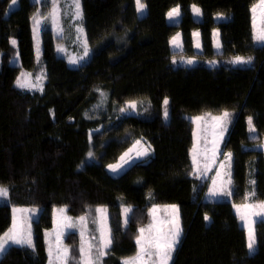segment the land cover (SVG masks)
I'll list each match as a JSON object with an SVG mask.
<instances>
[{"label":"trees","instance_id":"obj_1","mask_svg":"<svg viewBox=\"0 0 264 264\" xmlns=\"http://www.w3.org/2000/svg\"><path fill=\"white\" fill-rule=\"evenodd\" d=\"M241 1L142 0L141 15L135 0H81L88 59L71 67L56 51L71 39L57 38L47 25L42 31L46 81L42 92L32 93L21 90L17 80L23 70L38 68L33 17L51 2L43 0L40 7L18 0L11 11V0H0V186L8 190L0 202V235L11 228L12 207L40 209L33 222L34 247L11 245L0 264H47L45 234L53 227V208L65 207L77 218L94 216L97 206L108 207L113 238L100 264H123L139 252L138 230L150 223L157 205L180 208L183 235L171 264H264V225L256 224V251L250 254L246 228L230 203L204 201L207 183L196 177L191 158L194 124L188 117L227 110L231 129L221 159L248 149L246 192L254 188L250 199L264 201V151L251 148L264 139V45L246 48ZM193 5L201 8V21L195 20ZM177 6L181 19L170 23L168 12ZM221 14L226 19L216 21ZM215 29L221 33L220 53L214 49ZM195 30L201 35L200 54L194 49ZM177 33L182 52L171 48ZM17 55L20 64H11ZM237 56L252 62L233 66ZM180 57L200 63L176 65ZM213 61L218 66H208ZM130 102L139 106L138 114L122 113ZM137 140L150 146V157L113 177L107 166ZM125 207L131 208L126 226ZM67 244L68 264H77L79 235H70Z\"/></svg>","mask_w":264,"mask_h":264},{"label":"rangeland","instance_id":"obj_2","mask_svg":"<svg viewBox=\"0 0 264 264\" xmlns=\"http://www.w3.org/2000/svg\"><path fill=\"white\" fill-rule=\"evenodd\" d=\"M33 1L36 2L40 7H41V3L43 2V0H33ZM50 2H51V4L48 7H45L44 9H42L36 18V19L40 20V23L38 25L35 24V27H33L35 54H36V61L38 63V68L36 71H25V70H23L20 73L19 79H18V80H21L22 82L29 84V85H35V87L21 88L18 86L23 91L34 93V92H42L44 89V84L46 81V72H45V69H44V66L42 63V31H43V28L46 27L47 25L52 26V30L54 32V35L57 38H64L65 40H66V38L68 40L71 39V42L69 45L63 43V44L58 45L57 49H56L57 54L60 57H64L71 67H74V68L79 67L82 63H84L88 59L89 54H90V50L88 47L87 38H86L85 30H84L85 28L83 25V19H77L75 17V14H74L75 9L72 7V0H57V4H58L57 19L59 22V27L54 26L51 19L47 18L49 12L52 10V0H50ZM80 4H81V0H80ZM258 5H259V2H257L255 5L251 6L248 4V2L246 0L241 1V16H242V23L244 26V31H245V36H246L244 39V43H245L246 48H248V49L264 45V44H261L255 40V35L257 33V30H259L261 27H264V19H262V17H261V9ZM17 6H18V0L14 6L10 4L9 10L12 11ZM193 6H192V9H193ZM195 6L201 10V8L199 6H197V5H195ZM253 6H257L256 13H255V16H256L255 28L253 27V13L251 12V9L253 8ZM81 10H82V7H81ZM192 12H193V10H192ZM144 13H145V9L140 14L143 15ZM193 16H194L196 21H201L202 10H201V15L197 16L193 12ZM220 16L222 18L226 19V17L224 15L221 14ZM47 19H48V21L45 22ZM79 28H82L83 31L82 32L79 31ZM61 29H62V31H61ZM194 33L199 34L198 36L193 35V37H194L195 52L197 54H200L202 52L200 31L195 30L193 32V34ZM218 33H219V35L218 34L216 36L213 35L214 36V49L216 52H221L222 45H221V38H220L219 30H218ZM216 40L218 41L220 47H217V43H215ZM85 42H86V46L88 49V55L87 56H84ZM197 44H199L200 46L197 47L196 46ZM174 48H177V47L174 46ZM59 49H63V51H60ZM81 57H83V59H81ZM189 59H191L193 61L192 64L187 63V61ZM71 60H77L78 63L73 64L70 62ZM174 63L176 65H180V66L192 67V66L200 63V60L197 58L180 57V58H175ZM11 64H13V65H19L20 64L19 55H17L11 61ZM218 64H219L218 62L213 61V62H209L208 66L214 67V66H218ZM231 64L233 66L249 65V64H234L232 62H231ZM167 101L169 102L168 99H167ZM128 105L129 104L124 106L125 108H124V111L122 113H125L128 115L129 114H138V112H139V110H138L139 106L138 105H137L135 110L130 109L128 107ZM165 108L167 109L168 115H167V118H165V116H164V119H165V121H168L170 119V115H169V111H168V103H167V105H165V103H164V110H165ZM221 114L205 113V114H202L199 116L188 117V119L191 120L194 124V142H193V147H192V151H191V158H192V162H193V155H195V157H196V164L193 163L194 172H195L196 177L200 181L207 183L206 188L209 187L206 189V193L204 194L205 195L204 201H206L208 203H212L214 201L226 200L231 205V208H230L231 212L238 218L240 223L245 226V223L243 221H241V219H240V215H241V213L245 212V209L241 208L240 211L238 212L237 206L243 205L246 203H248V204L258 203L259 201L254 202L250 198L246 199L248 194L246 192L247 167H246V160H245V152L248 149H245V152L244 151L234 152V153L230 152L231 153L230 162L225 161L224 157L221 159V155L223 153V147H224V144L227 140L228 134H229L230 129H231V126H230L231 125V119L226 124L227 130L223 134L222 142H220L218 144V153L216 155L215 162L213 163L211 160L212 150L214 147L213 141L219 139V127L217 126L218 122L215 121L213 119V117L219 116ZM197 117H202V119L197 120L196 119ZM249 133H250L251 138H255L257 136L256 130L254 132L249 131ZM251 148L264 151V139H263V142L261 144L255 145ZM226 153H229V152H226ZM206 163L210 165L209 170H205V164ZM221 163L224 164V167H220ZM217 172L220 173L219 176H217ZM228 173H230V179H231L230 184L227 183V181L229 179V176L227 175ZM213 180L216 181L215 188L219 189L221 187V185L224 184L226 190H228V189L231 190L232 195L231 196H222V195L221 196H212L210 194V189H213V187H214ZM6 198H0V202L5 201ZM169 206H171V205H159V207H155V208L152 207L151 208V210H150V214H151L150 223L145 225L144 227H141V228H145V230H146L144 233L145 236L155 235L158 231L159 232H167V230L172 226L169 224V221L173 218V209ZM175 206H177V205H175ZM22 208L25 210H27V209L33 210L32 212H29V211L24 212L23 211L22 213L19 214V218L23 217L25 226H27V224L29 223V219H28L29 217L32 218L34 215H35L34 217L39 216L40 209L37 207H22ZM101 208L105 209L106 212L100 213V212L96 211L97 209H101ZM125 208L131 209L129 207H125ZM177 208L179 210V223H180V227L182 228L180 208L178 206H177ZM124 209H123V215H124ZM153 209H155V211H153ZM96 210H94V212H95L94 216H93V214L91 215L90 213H88L87 215H83V216L87 217V220L85 222V227H84V236H83L84 247L86 249H87L88 243H92L93 245H96L99 242L100 233H99V231H97V229L99 228L100 225H99V223H93L94 220L99 221L103 216L106 215L107 224L110 226L108 207L107 206H97ZM129 214H130V212L128 213V216H129ZM57 215L58 214H56L55 216H57ZM65 217H71V216L65 214ZM78 218L79 217L73 218V221L77 224V227H74L71 229H63V234L60 236V238L58 240L60 242H58V241L56 242V240H55L54 234L56 231L54 229H52L50 231V233H48V235H46L47 254L49 257V249L51 248V250H52V257H51L52 264H61V261L56 259L57 249L66 247L70 250V245L67 244V239L73 233H77L79 235V243L81 246V243H82V238L80 235L81 227H80V221L78 220ZM208 220H210L209 217H208ZM59 221L60 220L57 221L56 226H60ZM149 225H152L151 229H149ZM32 227L33 226L31 225V231L33 232ZM255 230H256V225H255ZM182 235H183V229H182ZM182 235H181V237H182ZM94 237L96 239H93ZM32 240H33V237H32ZM180 240H181V238H180ZM178 246H179V244L177 245V247ZM177 247H176V249H177ZM176 249H175V251H176ZM175 251L172 253V259L169 261V264H171L173 261ZM255 251H256V245H255L254 251L250 252L248 250V252L250 254L254 253ZM69 256H70V251H69V255H68V261H69ZM49 259H50V257H49ZM49 259H48L47 264H49ZM102 259H103V257H102ZM102 259H101V261H102ZM144 259L147 262V264H152V261H154L156 259V257L153 256L151 259H149L147 256H145ZM68 261H67V264H68ZM101 261L99 262V264L101 263Z\"/></svg>","mask_w":264,"mask_h":264},{"label":"snow or ice","instance_id":"obj_3","mask_svg":"<svg viewBox=\"0 0 264 264\" xmlns=\"http://www.w3.org/2000/svg\"><path fill=\"white\" fill-rule=\"evenodd\" d=\"M17 3V0H11V5H15ZM135 5H136V10L137 12L142 13L146 7V5L142 2V0H135ZM261 9V17L264 19V0H259V5ZM72 7L75 9V17L77 19H82V10H81V4L80 0H72ZM256 8L257 6H253L251 9V12L253 13V27L255 28V21H256ZM193 12L199 16L201 15V10L196 7L195 5L193 6ZM58 15V4L57 0H52V10L49 12L48 17L50 18L53 25L59 27V22L57 19ZM180 15V10L178 7L173 8L171 11L168 12V18L170 20L175 19ZM33 20L35 24H39L40 20L36 19V17H33ZM62 31V29H61ZM79 31H83L82 28H79ZM194 35H199L198 33H194ZM178 36L177 34L176 37L172 38V44L175 47H180L178 41ZM255 40L261 44H264V27H261L259 30H257V33L255 35ZM13 45H15L16 41H12ZM197 47L200 45L197 44ZM217 47H220L219 43H217ZM60 51H63V49H59ZM88 55V49L86 46L85 42V48H84V56ZM83 59V57H81ZM73 64L78 63L77 60H71L70 61ZM252 62V58L249 57L247 59L243 57H235V59L232 61L234 64H250ZM188 64H192L193 61L189 59L187 61ZM17 85L21 88H31L35 87V85H29L25 82H22L21 80H17ZM165 105H167L168 101H164ZM128 107L132 110H135L137 107L136 102H130ZM167 109L165 108L164 111V116L167 118ZM231 113H229L227 110L223 111L221 115L213 117L215 121L218 122L217 126L219 127V139L213 141V150H212V157L211 160L214 163L216 155L218 153V144L222 142L223 139V134L227 130L226 129V124L229 122ZM197 120L202 119V117H197ZM248 126H249V131L254 132L256 129L253 124V117L249 116L248 117ZM141 141L137 140L135 144L133 145V148H130L128 152L124 153L123 156H121V161L123 163L118 164V165H109V169L112 172H119L124 164L129 163V160L127 157L129 156V153L134 151L136 149V146L140 145ZM149 147L143 148L142 150H139L136 152V158L144 157L149 155ZM89 158L93 156V153L89 152L88 153ZM224 160L229 161L231 160V153H226L224 154ZM193 163L196 164V157L193 155ZM220 167H224V164L221 163ZM210 165L205 164V170H209ZM220 173L217 172V176H219ZM229 176V179L227 181L228 184L231 183L230 179V173L227 174ZM251 185H255V180H250ZM213 189H210V194L212 196H231L232 192L230 189L226 190L225 185L222 184L219 189L215 188L216 181L213 180ZM8 195V190L2 186H0V198H6ZM255 195V190L254 188L252 191L248 194L246 199H249L250 197H253ZM173 209V218L169 221V224L172 225L167 232H157L155 235H149L145 236V228H140L139 235L136 237V244L139 246V252L133 257H130L128 259H125L123 261V264H147L145 261V256H147L149 259H151L153 256L156 257L154 261H152V264H169V261L172 259V253L175 251L177 245L180 242V238L182 235V228L180 227L179 223V210L177 206L171 205L169 206ZM243 208L245 209L244 213H241L240 219L245 223V228H246V233H247V248L250 252L255 250V245H256V230H255V225L257 223L264 225V201H259L258 203H251V204H243L237 206V211L239 212L240 209ZM21 211H29L32 212L33 210L31 209H13V213L15 214L16 212H21ZM60 212H64L65 209H60ZM97 212L100 213H105V209H97ZM131 211V209L125 208L124 209V220L123 223L126 226L129 221L128 213ZM155 211V209H153ZM29 223L27 226H25L24 221L22 219H18L15 215L13 216V222H12V227L5 232L3 235H0V254H3L7 251L8 247L10 245H20V246H27V247H34L33 240H32V235H31V217L28 218ZM205 219L207 220L208 217L205 216ZM80 221V227H81V238H82V243L79 248V261L77 264H80L82 261V264H99L101 261L102 257L108 254L107 250L111 247L112 244V231L110 226L107 224V217L106 215L103 216L99 221L94 220L93 223H99V228L97 231H99L100 236H99V242L96 245H93L92 243H88L87 249L84 247V242H83V236H84V227H85V222L87 220L86 216H80L78 218ZM60 227H61V235L63 234V229H71L74 227H77V224L73 221L72 217H63L60 221ZM152 228V225H149V229ZM93 239H96L95 237ZM59 240V236H58ZM69 249L68 248H58L57 253H56V259L61 261V264H67L68 261V255H69ZM49 264H52V250L51 248L49 249ZM75 259V258H74Z\"/></svg>","mask_w":264,"mask_h":264},{"label":"crops","instance_id":"obj_4","mask_svg":"<svg viewBox=\"0 0 264 264\" xmlns=\"http://www.w3.org/2000/svg\"><path fill=\"white\" fill-rule=\"evenodd\" d=\"M178 8H179V10H180V7L179 6H177ZM176 8V7H175ZM192 9V8H191ZM181 11V10H180ZM193 13V12H192ZM167 19H168V21L170 22V23H178L179 21H180V19H181V12H180V15L178 16V17H176L175 19H172V20H170L169 18H168V15H167ZM215 19H216V21H218V22H220V21H222L224 18H222L220 15H218V16H216L215 17ZM225 20V19H224ZM220 32V31H219ZM177 34H179V36H178V43H179V45H180V47H177V48H174V45L172 44V39H171V48H172V51L173 52H182L183 51V38H182V35H181V33H177ZM177 34L174 36V37H176L177 36ZM219 35V33H218V29H215L214 31H213V34H212V36L213 35ZM194 35V34H193ZM194 38V37H193ZM220 38H221V33H220ZM217 39V38H216ZM213 43H214V36H213ZM215 43H218V41L216 40V42ZM221 45H222V42H221ZM201 46H202V43H201ZM222 51V50H221ZM202 53V52H201ZM217 53H220V52H217ZM207 188H209V187H207ZM206 188V189H207ZM206 193V192H205ZM205 196V195H204ZM155 207H159V205H157V206H154L153 208H155ZM13 209H23L22 207H12V222H13V216L15 215L18 219H22L23 221H24V219H23V217H21V218H19V214L20 213H22L23 211H21V212H16L15 214L13 213ZM60 209H65V211L64 212H60L59 210ZM25 212V211H24ZM52 213H53V228L52 229H54L56 232H55V234H54V236H55V240H56V242L58 241V236H59V238H60V236H61V228H60V226H56L57 225V221L58 220H60L61 221V219L63 218V217H65V214H67L66 213V208L65 207H54L53 208V211H52ZM56 214H58L57 216H55ZM35 216V215H34ZM32 217L31 218V225L33 226V222H34V220H36V218L37 217ZM59 221V222H60ZM11 227H12V224H11ZM51 229V230H52ZM32 230H33V227H32ZM51 230H49V231H47L46 232V234H45V237H46V235H48V233H50V231ZM31 235H32V237H33V232L31 231ZM58 242H60V241H58ZM11 246V245H10ZM9 246V247H10ZM15 246H20V245H15ZM4 254V253H3ZM3 254H0V257L3 255Z\"/></svg>","mask_w":264,"mask_h":264},{"label":"water","instance_id":"obj_5","mask_svg":"<svg viewBox=\"0 0 264 264\" xmlns=\"http://www.w3.org/2000/svg\"><path fill=\"white\" fill-rule=\"evenodd\" d=\"M130 148H133V146H131ZM129 148V149H130ZM144 147H142V143L138 146H136V149L134 151H132L131 153H129V156L127 157V159L129 160V163L124 164L123 168L119 171V172H112L109 167L107 166L106 170L115 178H118L120 176H122L123 174H125L133 165L138 164L139 162L147 159L150 157L151 152L149 151V155L144 156V157H140V158H136L134 159V157H136V152L139 150H142ZM128 149V150H129ZM128 150L126 152H128ZM125 152V153H126ZM124 155V154H123ZM122 155V156H123ZM121 158V157H120ZM119 158L118 162L115 164H111V165H118L123 163V161H121V159Z\"/></svg>","mask_w":264,"mask_h":264}]
</instances>
